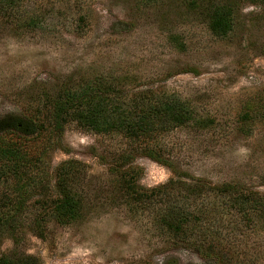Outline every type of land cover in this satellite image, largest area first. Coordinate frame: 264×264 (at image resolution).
I'll use <instances>...</instances> for the list:
<instances>
[{"label":"rangeland","instance_id":"1","mask_svg":"<svg viewBox=\"0 0 264 264\" xmlns=\"http://www.w3.org/2000/svg\"><path fill=\"white\" fill-rule=\"evenodd\" d=\"M16 1L11 9L0 3V119L44 115L47 97L104 80L125 91L176 96L214 125H188L156 139L173 169L141 155L124 165L136 171V188L169 184L171 194L126 205L113 171L129 149L126 139L69 121L49 153L46 199L56 197L57 167L71 162L82 217L65 226L47 223L40 237L31 224L41 214L35 196L20 213L18 243L4 235L0 252L33 255L40 264H208L159 225L166 205L199 182L188 201L195 208L206 203L210 212L187 242H204L212 252L223 245L231 258L224 264H264V224L237 215L227 197L207 196L202 187L233 182L264 195V114L249 135L239 120L245 104L260 111L264 103V0ZM214 5L232 10V29L223 37L209 30ZM47 139H36L35 148Z\"/></svg>","mask_w":264,"mask_h":264},{"label":"trees","instance_id":"2","mask_svg":"<svg viewBox=\"0 0 264 264\" xmlns=\"http://www.w3.org/2000/svg\"><path fill=\"white\" fill-rule=\"evenodd\" d=\"M16 2L0 0L10 9ZM208 26L214 36L227 35L232 29L231 7L212 6L208 14ZM47 99L49 107L44 115L34 110L27 117L0 119V180L3 187V196L0 198V237L8 235L15 243H18L16 233L22 225L20 213L27 209L28 202L35 196H39L35 203L41 208V214H37L31 224L33 231H38L40 237L47 223L65 226L82 217L84 203L75 185L73 163L64 162L57 167L53 185L56 197L46 199L50 193L48 191H51L48 179L49 153L69 121L95 134H116L126 139L129 149L113 163V171L118 176L126 205L129 200L136 204L142 203L144 198L151 199L158 195L166 199L171 194L169 184L146 190L136 188V171L130 167L123 169L124 165L131 164L136 155H141L173 169L169 158L154 144L156 139L188 125L201 129L214 125L210 118L197 117L189 102L176 96L160 94L151 89L125 91L119 89L115 81L93 80L77 88L64 89ZM252 106L245 104L239 116L240 131L244 135L250 134L249 126L256 115L264 114V103L258 106H261L260 111L254 110ZM45 138L48 139L35 148V140ZM200 182H203L202 179ZM194 187L196 189L187 187L183 200L178 198L166 205L164 212L160 213L159 225L165 234L180 238L187 248L208 264L231 262L230 255L221 244L212 252L204 242H187L195 228H205L203 221L210 212L206 203L195 208L188 201L190 194L199 192V182ZM202 187L206 189L207 196L227 197L226 205L234 208L237 215L251 220L256 216L264 224V195L246 193L233 182ZM0 264H40V261L33 255H5L0 252Z\"/></svg>","mask_w":264,"mask_h":264}]
</instances>
